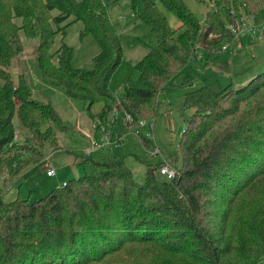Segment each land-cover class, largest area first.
<instances>
[{"label": "trees", "instance_id": "1", "mask_svg": "<svg viewBox=\"0 0 264 264\" xmlns=\"http://www.w3.org/2000/svg\"><path fill=\"white\" fill-rule=\"evenodd\" d=\"M157 1L180 20L177 28ZM197 1L209 6L204 25L184 0H131L150 27L132 41L148 52L118 98L110 80L125 62L124 49L103 0H0V178L17 177L24 155L42 154L51 125L61 124L48 94L34 97L33 87L59 89L84 101L88 112L101 96L102 117L116 109L154 122L160 94L184 68L197 69L199 49L211 53L233 41L226 23L264 16V0ZM71 16L83 22L81 36L92 35L100 46L92 69L72 65L73 47L63 41ZM58 33L62 43L53 50ZM22 34L39 41L30 51L36 79L25 64L30 58L19 57L15 83L10 68L25 49ZM183 107L196 111L180 136L182 161L178 152L164 159L177 171L173 179L157 177L158 165L147 164L138 183L123 159L106 152L94 159L98 148L75 152L91 172L44 197L0 194V264H264V72L240 87L202 85L184 95ZM16 124L29 131L31 145L15 140ZM131 126L124 117V131Z\"/></svg>", "mask_w": 264, "mask_h": 264}, {"label": "rangeland", "instance_id": "2", "mask_svg": "<svg viewBox=\"0 0 264 264\" xmlns=\"http://www.w3.org/2000/svg\"><path fill=\"white\" fill-rule=\"evenodd\" d=\"M103 1L108 7L109 16L121 37L124 49L125 62L117 67L110 80V89L115 92L118 98H121L128 79L138 77L139 73L135 69L136 63L148 52L146 46L134 43L132 38L147 34L150 27L134 14L131 0ZM184 1L200 17L204 25L209 6L197 0ZM156 9L167 17L173 29L181 24L180 20L159 1L156 2ZM57 12V10L53 11L54 14ZM244 22H247L246 19ZM64 23L67 26L63 41L73 47L74 52L72 65L76 68L92 69L93 57L100 51L99 44L90 34L81 36L83 28L81 20H75L71 16ZM243 23L234 26L237 33L243 29ZM251 23L256 24L257 22L252 21ZM226 27H229L228 23H226ZM22 37L25 49L13 59L10 68L15 83L19 80L21 66L19 57L30 58L29 62L26 61L25 64L32 67L33 77L35 75L30 51L34 50L38 44V38L27 37L23 34ZM235 37L233 41L223 40L212 48L211 53L199 49L197 58L192 60L193 66L197 69L184 68L173 77L169 86L160 94L158 115L155 121L152 122V119L146 117L128 121L132 126L127 131H124V117L120 112L117 113L116 109L113 114L106 113L103 117L98 113L105 103L101 96L96 97L92 111L88 112L84 101L69 97L59 89H55L53 94H49L46 93L47 88L37 91L33 87L34 97L38 98L39 95V99H42L45 94H48V98L45 96L44 99H50L53 102L60 114L61 124L60 126L55 124L51 125L52 127L49 126L50 139L42 146V154L24 155L28 162L26 168L20 171L17 177L7 174L2 179L0 178V194L5 200L20 197L34 201L60 187L64 182L91 172L93 168L91 163L81 164L80 156L75 152L89 154L86 151V146H90L94 137L99 139L101 135L106 136L107 133H110L114 140L110 147H101V149H105L104 151L101 149L93 151L94 159L102 156L103 152L123 159L126 166L131 169L134 180L138 183L145 181L147 164H157L158 168L155 170V174L157 177L164 178L159 173V167L162 166L166 157L177 152L180 155V136L188 117L196 111L195 107H183L184 95L205 84L210 85L215 91L221 90L228 84L240 87L248 83L254 76L264 72V35L259 36V39L255 41L253 34L243 30L237 39ZM61 43L62 35L58 33L52 49L56 50ZM225 45H228L227 49L223 48ZM140 120H143L145 125H140L138 122ZM15 127L19 136L18 142L31 145L29 131L21 128L18 124ZM143 138H148L155 147L154 145L147 147ZM156 147L160 152L154 154ZM179 161H182L181 155ZM50 168L55 169V174H47Z\"/></svg>", "mask_w": 264, "mask_h": 264}, {"label": "built area", "instance_id": "3", "mask_svg": "<svg viewBox=\"0 0 264 264\" xmlns=\"http://www.w3.org/2000/svg\"><path fill=\"white\" fill-rule=\"evenodd\" d=\"M246 20L249 21L250 19L246 18ZM229 27L232 28L234 33H236L235 34L236 35V37H235L236 39L238 38V35H239L240 32H243V30H247L248 32L253 34V39L255 41H257L259 39V36L264 34V19L259 24H252V23L250 24V23L244 22L243 23V29L242 30L240 29V31H238V33H237V30L234 28L233 25H229ZM256 32H258V33L255 34ZM223 48L227 49L228 45L223 46ZM124 117L128 121H133V117L129 113H125ZM138 122H139L140 125H145L143 120H140ZM18 139H19V136L16 133L15 134V140L17 141ZM119 139H121V138H119ZM113 140L114 139H112V136H111L110 133H107L106 136H102L101 135L99 139L94 137L92 142L89 144L90 146L86 147V151L88 153H91L94 150H96L98 148H101V147H104V148H106L107 146L110 147ZM159 152H160L159 148L156 147V149L154 150V154H157ZM159 173L161 175L165 176L167 179H173L176 176L177 171L173 167H171L169 164H166V165H163V166L160 167ZM47 174L48 175L55 174V169L54 168L48 169ZM65 184H66V182L63 183V185H65Z\"/></svg>", "mask_w": 264, "mask_h": 264}, {"label": "crops", "instance_id": "4", "mask_svg": "<svg viewBox=\"0 0 264 264\" xmlns=\"http://www.w3.org/2000/svg\"><path fill=\"white\" fill-rule=\"evenodd\" d=\"M248 19V18H247ZM249 21H247V23H251L252 21H256L257 23L256 24H259L262 22V20L264 19V16H261V15H257V16H251L249 17ZM258 32H256L255 34H257ZM264 35V34H263ZM261 35V36H263ZM239 46V45H238ZM87 147V146H86ZM2 179V178H1Z\"/></svg>", "mask_w": 264, "mask_h": 264}]
</instances>
